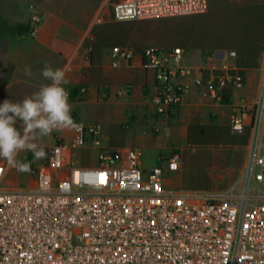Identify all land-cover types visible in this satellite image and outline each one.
Returning a JSON list of instances; mask_svg holds the SVG:
<instances>
[{"label": "built area", "instance_id": "obj_1", "mask_svg": "<svg viewBox=\"0 0 264 264\" xmlns=\"http://www.w3.org/2000/svg\"><path fill=\"white\" fill-rule=\"evenodd\" d=\"M208 5L116 0L111 17H179L203 14ZM40 22L32 14L31 32ZM184 54L180 47L111 49L115 67L139 59L155 73L159 119L168 120L193 86L219 102L244 87L235 51L210 54L198 66H184ZM74 121L73 137L56 136L46 161L27 172L28 187L4 188L12 168L0 162V264H264V60L255 101L236 105L230 121L234 134L248 135L243 182L222 193L170 190L165 176L180 170L178 154L165 169L145 170L140 149L113 147L100 122Z\"/></svg>", "mask_w": 264, "mask_h": 264}, {"label": "rangeland", "instance_id": "obj_2", "mask_svg": "<svg viewBox=\"0 0 264 264\" xmlns=\"http://www.w3.org/2000/svg\"><path fill=\"white\" fill-rule=\"evenodd\" d=\"M28 1L0 0V36H4L13 24L37 14L32 10L33 5L27 4ZM115 1L43 0V3L47 2L50 9L62 17L87 23L89 36L84 48L89 51L86 60L104 59L114 46H128L136 50L149 46L167 50L180 47L185 50L182 64L198 66L207 60L208 54L217 53L221 57L223 51H235L236 65L244 70L246 78L255 76L260 79V67L264 60V0H208V9L203 14L128 22H117L111 17ZM86 89L85 96L78 100L87 102L83 106L89 113L97 115L94 119L103 122L109 135L118 136L116 143L110 138L113 146L118 147L119 143L123 149H140L145 170L167 168L172 152L180 156L182 168L175 173H166L168 189L210 195L225 192L233 185H242L247 160V134H234L228 124L217 122L205 127L194 118L181 130L178 141L164 139L159 141V145L156 139L163 133L156 127L159 124L170 126L172 119L158 120L149 100L144 98L143 89L130 87L129 95L113 99L104 96L103 89L97 88L93 93L90 86L86 85ZM14 126L23 133L22 121L17 120ZM136 127L151 132L154 138L139 139ZM52 134L43 137L39 144H54L56 136L52 137ZM32 158L31 152H22L18 156L25 162ZM0 162L7 161L0 158ZM91 162L95 163V160ZM29 179L27 173L12 168L3 187L26 188Z\"/></svg>", "mask_w": 264, "mask_h": 264}, {"label": "crops", "instance_id": "obj_3", "mask_svg": "<svg viewBox=\"0 0 264 264\" xmlns=\"http://www.w3.org/2000/svg\"><path fill=\"white\" fill-rule=\"evenodd\" d=\"M27 4L33 5L32 10L40 16L41 22L34 32H30L28 35L19 36L16 32L9 30L5 31L4 36H0V103L5 99L13 103L22 102L42 86L50 84L51 81L45 80L41 75L45 62H48L53 69H66V78L69 83L62 86L69 92V96L80 86L84 89L77 96L69 97L72 118L86 123L100 122L103 126L105 139L110 144L111 140L116 143L118 136L109 135L103 122L94 119L97 115L89 113L83 106V104L87 105V102L83 99L78 100L79 97L85 96L86 85L90 86L92 93L96 92L97 88L103 89L104 96L111 99L129 95L130 87L143 89L145 100H149L155 112L153 98L156 94V76L153 71L144 70L139 59L129 66L115 67L110 51L104 59L86 60L89 51L84 48V42L89 36L87 23L62 17L57 11L50 9L47 2L43 3V0H29ZM29 20L30 17H27L19 23H28ZM26 67L31 68L32 76L25 74ZM258 89L259 79L250 76L246 78L243 88L231 90L226 101L219 102L201 95L198 88L193 86L182 105L171 115L172 125L159 124L156 127L157 131L162 130L163 133L162 137L156 139V142L161 145L159 141L164 139L172 142L178 141L181 130L190 125L194 118H197L199 123L205 127L217 122L220 125L228 124L230 128L234 107L236 105L251 106L258 94ZM76 108H81V110L78 111ZM155 116L158 118L156 114ZM158 120L165 121L159 118ZM136 128L139 132V139L144 141L146 138H154L151 132ZM52 133V137L60 136L66 140L73 137V129L53 131ZM52 145V143H42L40 146L48 150ZM118 145V147L112 146L123 149L120 148L121 144L118 143ZM179 192L198 194L192 190H179ZM198 195L203 197L200 193Z\"/></svg>", "mask_w": 264, "mask_h": 264}, {"label": "clouds", "instance_id": "obj_4", "mask_svg": "<svg viewBox=\"0 0 264 264\" xmlns=\"http://www.w3.org/2000/svg\"><path fill=\"white\" fill-rule=\"evenodd\" d=\"M25 74L33 75L30 67L25 68ZM41 75L51 83L22 102L5 99L0 103V158L6 160L10 168L23 173L30 172L33 164L48 158L45 148L39 144L43 137L50 136L53 131L78 127L71 115L69 92L62 86L69 83L66 69H53L45 62ZM17 120L23 122V133L14 126ZM22 152H31L32 160H19Z\"/></svg>", "mask_w": 264, "mask_h": 264}, {"label": "trees", "instance_id": "obj_5", "mask_svg": "<svg viewBox=\"0 0 264 264\" xmlns=\"http://www.w3.org/2000/svg\"><path fill=\"white\" fill-rule=\"evenodd\" d=\"M9 30H12L16 32L19 36L28 35L31 32V26L29 23H17L9 28ZM210 55V54H208ZM207 58V57H206ZM81 90H84L82 86L80 88L76 89L70 96L75 97L77 96Z\"/></svg>", "mask_w": 264, "mask_h": 264}]
</instances>
